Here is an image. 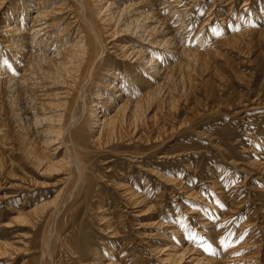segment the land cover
Instances as JSON below:
<instances>
[{"label": "bare ground", "instance_id": "6f19581e", "mask_svg": "<svg viewBox=\"0 0 264 264\" xmlns=\"http://www.w3.org/2000/svg\"><path fill=\"white\" fill-rule=\"evenodd\" d=\"M236 1L0 0V176L11 188L0 264H264V190L246 183H264V153L227 192L212 166L206 195L185 184L188 163L166 160L190 130L221 129L252 102L229 99L227 84L252 77L238 57L264 69V0H241L232 18ZM213 131L217 161L240 169L232 140L213 138L233 130ZM168 185L196 202L167 203ZM247 198L255 210L243 213ZM135 215L164 242L140 239Z\"/></svg>", "mask_w": 264, "mask_h": 264}, {"label": "rangeland", "instance_id": "374dc122", "mask_svg": "<svg viewBox=\"0 0 264 264\" xmlns=\"http://www.w3.org/2000/svg\"><path fill=\"white\" fill-rule=\"evenodd\" d=\"M240 7H241V0H238V1H236L235 5L233 6L229 16L232 18H235L237 11ZM207 9H208V4L206 3L202 6L201 14H204L207 11ZM243 14H244V12H243V10H241V12L239 13V17L237 19L238 24L240 23V21L243 17ZM218 18H219V16H215V18L213 19L211 24L208 25L210 27V30H212L213 28L215 30H218L219 26L217 25L215 27V19H218ZM196 24H197V22H196ZM216 35H217V32H214L212 34V36H216ZM238 56L236 55L234 57H238ZM248 59H253V57L244 58L243 56H241V57H238L236 59V61L240 62V64L238 65V69L241 72H243L244 74H246L248 76L250 74L252 76L250 78L249 77L247 78L248 83L243 84L242 82L239 81V79L231 76V78H229V83L227 85H228L229 92H230V94H229L230 98L229 99H231L233 101L235 98L241 97L240 99L243 101V100H247L249 98L252 102L251 103L247 102V105H249L248 108L245 109V111L238 118H236V119L231 118V119H229L230 123L224 124L225 132L229 133V131L233 130L232 134L214 135V137H213V138H215V137L217 138V136H220V137H218V139L222 140L225 144H228V142H230V140L233 141V142L232 141L230 142L231 146L229 145L228 148H229V152H230L232 158L235 160V164L237 166H239L240 169H233L232 173L228 172L231 169V167L229 165L222 164V162H220V161H217V159H216L217 154L213 151V149L209 145L210 137H209L208 133H211L213 130L214 131L215 130L221 131V129H224V126L222 125L223 128L220 127L221 129H212V126H214L215 121H210L208 123V126H209L208 129L201 126V127H195L194 130H190L186 134V138L184 140L183 139L181 140L182 141L181 145L182 146L185 145L183 148H187L186 150H183L179 153L176 152L173 154L171 152H173L174 150H177V149H172V150L169 149V147H171V145L176 140H178L180 137L170 138L167 141L168 146L164 147V148H168L170 150L168 152H170V156H171V157H168V159H166V160H168L169 162L172 161L171 163L174 164L173 167L174 166H180V169H179V171L181 170L180 172H184L186 170L181 168V164H179V162H182L184 165L188 163L187 168L190 170V172L192 171L191 173L188 172V174H190L192 178H190V181H188V182L185 180V182H186L185 184H187L189 186V188H191V187H194V185H196V183H197V186L199 187V189L201 191V192L199 191L200 192L199 194L206 195L207 192L213 191L212 189L207 187L208 185H211L210 180L212 177V174H211V172H212L211 167L212 166L213 167L215 166L214 171H217L214 174L217 175L218 179L220 178L219 181L221 182V186H222L220 188H222V189H219V190H223V191L227 192V191H230L232 189V186H234L238 183L236 181H241L244 178V176L247 175L246 174L247 171H249L251 168L247 164V160L249 158L259 159L262 157L261 154L264 153V103L262 105H259V106H256V104H254L255 101H258L257 98L264 100V69L261 68V71L259 72L257 70V68H255V67H257L255 64H253V63L248 64L245 62ZM247 89L248 90L250 89L249 90L250 92L249 91L246 92ZM252 91L254 93H252ZM258 91H260V93H258L259 95L256 96V92H258ZM244 93H247V94L243 95ZM252 114H254V115H252ZM238 119H240V122H239L240 125L237 124L238 121H236V120H238ZM236 124L238 127H235ZM247 127L250 129H247ZM209 128L211 130H209ZM259 129L261 131H259ZM243 131L245 134H243ZM247 133H248V135H247ZM252 136H254V137L252 138ZM254 139H255V141H254ZM256 141H258V142H256ZM261 151H262V153H261ZM125 157H127V156H125ZM245 159H247V160H245ZM158 160L159 159H157L156 161H158ZM151 161L156 162L155 160L154 161L151 160ZM148 163H149V161H148ZM167 167H168V165L166 167H162V168L167 171V169H166ZM193 168H195V169H193ZM193 172H194V174H193ZM218 174H220V175H218ZM193 175H194V177H193ZM252 175L254 176V179L248 180L249 182H246V183H249L252 185L255 183H259L258 185L259 186L261 185L262 190H264V183H262V182L260 183L258 180L259 174L253 173ZM248 176H250V175H248ZM50 177L49 178L45 177V178H47V179H45V181H48L49 184L50 183L56 184V185H54V187L58 186V183H56L54 181L56 178L54 176H53V178H52V176H50ZM40 178L43 181V178L42 177H40ZM262 179H264V177ZM194 180H196V181H194ZM0 182H1L0 183V195L11 190V188L9 189L6 186V184H5L6 182L4 180H2L1 176H0ZM49 184L47 186L45 184L43 187H41V189L42 190L48 189V192H50L51 191L50 188H52L53 185L50 184V186H49ZM168 188L170 189V191H173V192L171 193L172 195L170 194L169 190H168V193H166L167 203L171 202L172 205L173 204L177 205V204L181 203V205H178V207L179 206L184 207L185 203L188 201H195L196 202V199H192L191 197L187 196L186 193L183 192V190H179V192H178L173 187L171 188V185H168ZM243 188L244 187H242L241 192L242 191L245 192V190H243ZM6 189H8V190H6ZM30 192L34 194V191L33 192L30 191ZM241 192L238 196H242L244 194L243 192L242 193ZM254 197L256 199L255 201H256L257 205H260L259 203L263 202V200L260 199L261 196H259V195L257 196L255 194ZM35 200H37V199H35ZM166 201H164V202H166ZM248 201H249V198H247V200H246V204L243 208L244 209L243 213L247 212V211H245V209L247 208V205L252 206L250 209H248V211L255 210L256 205H253L251 201H249L251 203H249ZM260 201H262V202H260ZM2 205H3V203H0V207H2ZM137 209H135V211H137ZM182 212H183V210H181V213ZM256 212H258V211H254L253 213L258 214ZM135 216L136 217H134V219L136 218L137 223H138V225H136V228L139 232H141L143 234V236H140V239L158 242L160 244H162V242H164V240L160 239V237L157 236L158 229L148 226V224L151 221H153V218H151V216H149V215H145V217H138L137 215H135ZM243 218H244V216H242V219ZM256 222L260 223L261 220H256ZM232 224H233V226L230 229L231 235L229 234L230 239H232V235L235 233V229L239 225V220L233 221ZM141 225H144V226H141ZM11 231L13 234L16 232V231H13V229H11ZM22 231H26V230L22 229ZM200 231H201V229H200ZM260 233H261V231H258L255 235L260 236ZM159 234H161V233H159ZM9 236H12V235H9ZM263 238H262V249H261L262 251H261V253H264V248H263L264 247V239ZM160 240H162V241H160ZM0 262H3V260H0Z\"/></svg>", "mask_w": 264, "mask_h": 264}]
</instances>
